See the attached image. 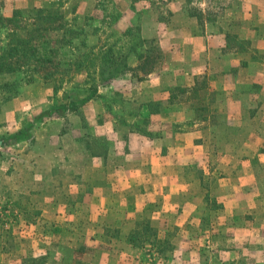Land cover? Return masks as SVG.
I'll use <instances>...</instances> for the list:
<instances>
[{"label": "crops", "instance_id": "1", "mask_svg": "<svg viewBox=\"0 0 264 264\" xmlns=\"http://www.w3.org/2000/svg\"><path fill=\"white\" fill-rule=\"evenodd\" d=\"M183 2H168L178 26L166 49L173 59L136 85L132 101L141 112L109 119L103 103L93 115L69 109L56 116L57 132L46 134L44 122L37 131L41 150L32 158L39 163L28 161L30 154L20 162L33 175L38 223L55 224L46 264L160 263L165 245L177 243L160 237L173 225L180 228V248H193L194 235L212 230L201 219L209 178L216 179L211 200L227 215L247 214L264 229V0L228 7L226 29L211 33ZM229 33L247 47H227ZM200 75H206V95L192 98L203 90ZM177 86L181 95L174 94ZM134 120L148 121V128ZM143 220L155 235L132 242ZM13 250L1 248L0 264H9Z\"/></svg>", "mask_w": 264, "mask_h": 264}, {"label": "rangeland", "instance_id": "2", "mask_svg": "<svg viewBox=\"0 0 264 264\" xmlns=\"http://www.w3.org/2000/svg\"><path fill=\"white\" fill-rule=\"evenodd\" d=\"M169 1L0 0V15L12 17L9 23L4 22L5 27H0V55L6 47L16 45L17 34L27 37L30 52L27 71L32 75L28 77L18 70L3 73L7 68L0 71V251L3 246L14 248L9 264H23L24 259L33 257H45L48 262L50 257L46 251L55 224L42 219L38 223L41 205L31 185L33 175L25 172L20 163L28 154L31 155L28 161L39 163L32 158L41 150L36 143L37 131L44 122L48 125L43 126L48 131L44 133L57 132L60 124L56 116H67L72 103L85 115L100 113L103 103V112L110 114L109 119L111 115L124 119L141 112L140 102L136 98L132 101L140 91L136 85L173 59L166 49L178 26L172 25ZM183 1L190 14L200 15L197 23L202 31L211 33L218 28L226 29L227 8L243 0ZM39 14L42 15L38 17ZM9 31H12L9 36L13 31L16 36L6 37ZM226 37L227 47L241 50L247 47V43L234 38L238 34L229 33ZM48 74L52 80H46ZM28 79L30 82H26ZM106 82L114 85L110 86L112 92L103 86ZM206 84V75H200L198 85L203 90L193 91L190 96L204 97ZM181 91V86H177L174 94L181 95L184 92ZM90 101L92 104L85 110L84 104ZM199 109L203 111L205 107ZM141 121L134 125L148 128L149 122ZM18 132L21 133L13 137ZM215 180H206L202 192L208 200L201 204L204 213L201 219L204 224H212L209 227L212 230L194 235V247L186 250L178 245L183 242L176 235L179 226H170L160 237L169 236L177 243L172 248L162 242L167 247L166 261L154 264H264V229L247 214L227 215L221 202L214 197L212 201ZM146 223L143 220L141 227ZM22 244L26 250L19 252L17 248Z\"/></svg>", "mask_w": 264, "mask_h": 264}, {"label": "trees", "instance_id": "3", "mask_svg": "<svg viewBox=\"0 0 264 264\" xmlns=\"http://www.w3.org/2000/svg\"><path fill=\"white\" fill-rule=\"evenodd\" d=\"M42 14H39L38 17H40ZM197 16V15H196ZM198 17H200V15L198 14ZM12 18V17H11ZM10 17H4L3 15H0V27H5V23H9L12 19ZM18 28V27H17ZM52 28V27H51ZM10 32L12 31H9L7 32V35L6 37H12V36H16V32L13 31V33L11 34L12 36H9ZM22 36H19L17 34V37H16V45H12L11 47H6L5 48V52L2 53L0 55V71L3 70V68H7L3 71V73H14L16 72L17 70L18 71H22V72H25V74L28 76V77H31L32 75L29 74V72L27 70H30L28 69V62L30 61V52L28 51L26 45L29 44V39L26 38H21ZM116 62V61H114ZM115 66H117V63L114 64ZM34 68V67H33ZM40 68H38L39 70ZM35 70V69H33ZM117 71V70H116ZM30 72H34V71H30ZM115 72V71H114ZM112 72V73H114ZM46 80H52L51 79V76L50 74L47 75V77H45ZM26 82H30L29 79L28 81ZM103 86H111V83H104ZM112 92V88L110 89ZM70 109L71 110H75L77 109L76 107V104L75 103H72L70 105ZM21 132H18L15 134V136L13 135V137H17ZM155 235V231L150 227L149 223L147 222L144 226H143V229L142 231H139V232H136L134 234L131 235V240L132 242H140L142 239H144L145 236H148L149 238H153L152 236ZM47 263V260L45 257H39V258H34L33 259H29V258H26L24 259V262L23 264H46Z\"/></svg>", "mask_w": 264, "mask_h": 264}]
</instances>
